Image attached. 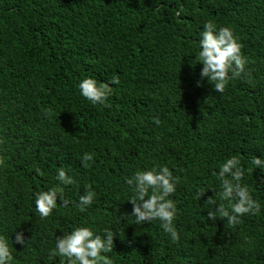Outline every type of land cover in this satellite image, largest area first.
<instances>
[{"label":"trees","instance_id":"1","mask_svg":"<svg viewBox=\"0 0 264 264\" xmlns=\"http://www.w3.org/2000/svg\"><path fill=\"white\" fill-rule=\"evenodd\" d=\"M162 2L0 0V235L12 264H67L51 250L76 226L113 232L112 264H264V172L251 166L264 157V0ZM206 21L231 27L247 57L223 92L198 83ZM84 77L110 86L104 104L79 94ZM230 156L261 205L238 224L211 220L206 203ZM161 164L179 177L176 240L127 216V179ZM59 167L74 180L60 185L68 204L41 218L34 193L59 184Z\"/></svg>","mask_w":264,"mask_h":264},{"label":"clouds","instance_id":"2","mask_svg":"<svg viewBox=\"0 0 264 264\" xmlns=\"http://www.w3.org/2000/svg\"><path fill=\"white\" fill-rule=\"evenodd\" d=\"M155 10L163 5L162 0H155ZM183 15V7L175 9L177 18ZM198 62L202 64L198 83L207 80L218 92H223L229 82L244 73L247 57L242 53L239 37L229 26H220L206 21L199 33ZM118 83V81H115ZM79 94L92 104H104L111 88L106 83L98 84L92 77H84L78 83ZM83 160H92V155L85 153ZM251 166L264 172V157L254 156ZM39 172V169H36ZM251 171V168L248 169ZM220 181L219 191L209 196L206 203L213 206L208 218L215 221L227 218L229 224H238L245 214L257 213L261 205L253 198L250 186L245 182L246 170L238 156L226 158L214 173ZM58 185L34 193L35 210L41 218L48 217L57 207L58 199L67 206L64 189L60 185L74 183L64 167L56 170ZM179 177L173 175L167 165H155L149 169H139L126 183L131 186L132 194L128 201L132 204L130 215L136 225L158 220L163 231L173 240L178 239L175 226L177 213L176 202L171 195L176 192ZM95 192L87 190L80 196L79 208L84 211L93 203ZM114 234L105 230L101 236L89 226H76L70 232L57 236L52 255L59 254L67 258V264H112L107 253L113 250ZM13 242V241H12ZM15 243L26 244L23 232L15 235ZM14 257L9 238L0 235V264H12Z\"/></svg>","mask_w":264,"mask_h":264}]
</instances>
